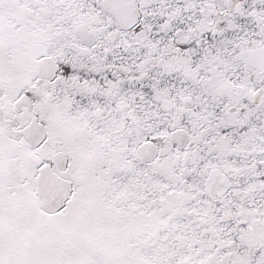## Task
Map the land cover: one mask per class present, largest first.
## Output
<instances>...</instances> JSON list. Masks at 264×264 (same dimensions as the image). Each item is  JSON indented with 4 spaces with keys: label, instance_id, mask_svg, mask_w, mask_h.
Returning a JSON list of instances; mask_svg holds the SVG:
<instances>
[{
    "label": "snow or ice",
    "instance_id": "obj_1",
    "mask_svg": "<svg viewBox=\"0 0 264 264\" xmlns=\"http://www.w3.org/2000/svg\"><path fill=\"white\" fill-rule=\"evenodd\" d=\"M0 264H264V0H0Z\"/></svg>",
    "mask_w": 264,
    "mask_h": 264
}]
</instances>
